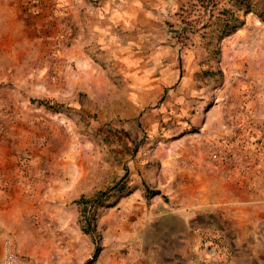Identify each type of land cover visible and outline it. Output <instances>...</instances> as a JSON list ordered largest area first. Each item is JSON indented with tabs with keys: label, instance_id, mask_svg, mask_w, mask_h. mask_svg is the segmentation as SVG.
I'll return each instance as SVG.
<instances>
[{
	"label": "rangeland",
	"instance_id": "obj_1",
	"mask_svg": "<svg viewBox=\"0 0 264 264\" xmlns=\"http://www.w3.org/2000/svg\"><path fill=\"white\" fill-rule=\"evenodd\" d=\"M249 1L0 0V264H264Z\"/></svg>",
	"mask_w": 264,
	"mask_h": 264
},
{
	"label": "crops",
	"instance_id": "obj_2",
	"mask_svg": "<svg viewBox=\"0 0 264 264\" xmlns=\"http://www.w3.org/2000/svg\"><path fill=\"white\" fill-rule=\"evenodd\" d=\"M7 234L8 233H0V242L3 243V241H1L2 237L5 238ZM13 235L18 245L19 252L30 257V264H44L47 258L46 255L39 248H33L29 244V235L27 233H13Z\"/></svg>",
	"mask_w": 264,
	"mask_h": 264
},
{
	"label": "trees",
	"instance_id": "obj_3",
	"mask_svg": "<svg viewBox=\"0 0 264 264\" xmlns=\"http://www.w3.org/2000/svg\"><path fill=\"white\" fill-rule=\"evenodd\" d=\"M236 4L239 5V10L250 11L251 3L249 0H235ZM260 17L264 21V11L260 12ZM225 33H231L235 31L237 28L242 26L243 22L238 19V17L233 13L231 17L225 18L222 20ZM80 202L84 203L85 201L82 199ZM97 256V255H96ZM96 256L90 260L87 264H93Z\"/></svg>",
	"mask_w": 264,
	"mask_h": 264
},
{
	"label": "built area",
	"instance_id": "obj_4",
	"mask_svg": "<svg viewBox=\"0 0 264 264\" xmlns=\"http://www.w3.org/2000/svg\"><path fill=\"white\" fill-rule=\"evenodd\" d=\"M1 264H22L9 241L4 246Z\"/></svg>",
	"mask_w": 264,
	"mask_h": 264
}]
</instances>
